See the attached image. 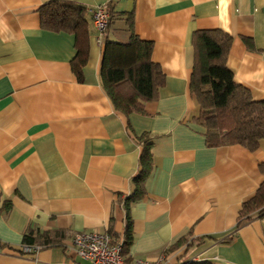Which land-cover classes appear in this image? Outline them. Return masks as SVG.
<instances>
[{"label":"crops","instance_id":"crops-1","mask_svg":"<svg viewBox=\"0 0 264 264\" xmlns=\"http://www.w3.org/2000/svg\"><path fill=\"white\" fill-rule=\"evenodd\" d=\"M50 1L0 0V264H92L72 245L83 231L121 242L145 141L153 167L145 195L129 203L126 260L164 254L167 264H264V215L252 212L237 225L264 180V139L255 151L209 146L193 120L199 105L191 91L193 33L219 28L232 37L227 66L235 80L264 100V0H72L90 9L107 3L112 12L100 40L87 13L82 80L72 67L75 35L41 26L39 8ZM132 32L153 42L165 82L145 112L125 115L100 70L105 42H127ZM31 230L65 237L25 251Z\"/></svg>","mask_w":264,"mask_h":264},{"label":"trees","instance_id":"trees-1","mask_svg":"<svg viewBox=\"0 0 264 264\" xmlns=\"http://www.w3.org/2000/svg\"><path fill=\"white\" fill-rule=\"evenodd\" d=\"M90 10L88 6L72 0H52L39 8L44 29L75 35L77 52L72 59V67L80 80L88 60L91 19L87 13L92 15ZM192 41L195 56L191 91L199 105L193 120L205 128L207 144L221 146L237 143L251 151L257 150L264 139V100H255L251 90L239 84L228 68L231 35L219 28L199 29L193 33ZM247 43L250 44L249 40ZM152 51L153 42L142 39L134 32L127 42L107 40L104 44L100 70L102 84L115 108L125 115L145 112V104L156 100L159 87L164 85L165 74L153 61ZM140 163L141 169L133 179V191L125 199L127 220L125 236L121 241L123 254L134 238L129 203L145 195V182L153 167L151 143L148 141L143 144ZM259 168L264 175V161ZM252 212L264 215V180L256 194L243 203L237 225L248 221ZM64 237L60 230L53 233L31 230L24 234V244L48 247L61 244ZM228 238L223 241H229ZM182 264L210 263L187 261Z\"/></svg>","mask_w":264,"mask_h":264},{"label":"built area","instance_id":"built-area-1","mask_svg":"<svg viewBox=\"0 0 264 264\" xmlns=\"http://www.w3.org/2000/svg\"><path fill=\"white\" fill-rule=\"evenodd\" d=\"M98 31L99 40L106 31L110 18L109 4H99L90 10ZM72 245L77 254L92 264H167L163 254L157 259H137L133 262L126 260L121 242H114L112 235L107 231H83L74 235ZM25 251H37L39 246L25 245Z\"/></svg>","mask_w":264,"mask_h":264}]
</instances>
